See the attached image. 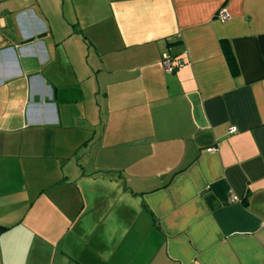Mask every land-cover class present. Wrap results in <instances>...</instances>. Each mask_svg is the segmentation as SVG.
I'll return each mask as SVG.
<instances>
[{
	"label": "crops",
	"instance_id": "0c3cea01",
	"mask_svg": "<svg viewBox=\"0 0 264 264\" xmlns=\"http://www.w3.org/2000/svg\"><path fill=\"white\" fill-rule=\"evenodd\" d=\"M0 11V264H264V0Z\"/></svg>",
	"mask_w": 264,
	"mask_h": 264
},
{
	"label": "built area",
	"instance_id": "2783aa9c",
	"mask_svg": "<svg viewBox=\"0 0 264 264\" xmlns=\"http://www.w3.org/2000/svg\"><path fill=\"white\" fill-rule=\"evenodd\" d=\"M217 17L219 20L221 21H225L228 19V15L225 11L224 8H222L221 10H219V12L217 13ZM2 21H3V17L1 15V11H0V28L2 27ZM182 61L181 60H177L175 63L172 59H170L169 57L167 56H164L162 59H161V64H162V67L164 69V71L168 74H171L175 68L179 67L182 65ZM235 129L234 128H229L228 132L229 134H232V133H235ZM210 152H214V149H209ZM229 202H236L237 199L236 198H230L228 200Z\"/></svg>",
	"mask_w": 264,
	"mask_h": 264
},
{
	"label": "trees",
	"instance_id": "16d2710c",
	"mask_svg": "<svg viewBox=\"0 0 264 264\" xmlns=\"http://www.w3.org/2000/svg\"><path fill=\"white\" fill-rule=\"evenodd\" d=\"M259 46L264 60V35L259 37Z\"/></svg>",
	"mask_w": 264,
	"mask_h": 264
}]
</instances>
